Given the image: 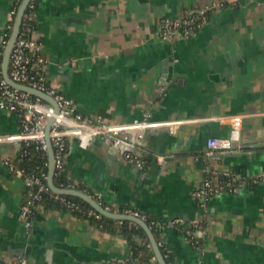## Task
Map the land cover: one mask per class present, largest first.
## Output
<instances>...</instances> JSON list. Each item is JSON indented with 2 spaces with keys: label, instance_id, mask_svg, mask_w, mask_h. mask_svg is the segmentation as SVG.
<instances>
[{
  "label": "crops",
  "instance_id": "obj_1",
  "mask_svg": "<svg viewBox=\"0 0 264 264\" xmlns=\"http://www.w3.org/2000/svg\"><path fill=\"white\" fill-rule=\"evenodd\" d=\"M15 1L0 0V46ZM195 9L208 14L198 32L162 37L166 19ZM30 36L49 83L83 115L148 121L144 167L99 135L84 143L69 137L73 182L100 193L113 211L131 207L163 221L173 264H264V182L196 196L207 174L249 179L264 170V0H40ZM233 114L242 116L234 153H209L207 138L228 135ZM19 130L18 114L0 107V135ZM20 144L0 140V264H19L20 255L28 264H142L124 235L64 207L36 204L28 226L25 179L6 163ZM175 217L201 220L199 244L186 222L170 223Z\"/></svg>",
  "mask_w": 264,
  "mask_h": 264
},
{
  "label": "built area",
  "instance_id": "obj_2",
  "mask_svg": "<svg viewBox=\"0 0 264 264\" xmlns=\"http://www.w3.org/2000/svg\"><path fill=\"white\" fill-rule=\"evenodd\" d=\"M36 1L29 0L28 5L31 8H35ZM17 11L18 8L13 7L12 13L17 15ZM24 16L27 18V21L34 19L33 15H26L25 12L23 14ZM207 17L206 9H195L182 16L168 18L163 22L161 35L165 39L172 37L174 34L181 36L193 35L205 25ZM27 23L25 24L27 25ZM8 26H11V23ZM8 39L3 40L4 49ZM44 64L45 58L40 52L39 43L30 35L27 36L19 31L10 57L8 69L10 77L18 82L28 84L52 95L58 103L59 110L56 111L52 102L11 85L0 70V107L20 115L19 133L16 135H0V140L19 139L21 142L26 143L36 141L41 149L48 152L46 128L49 119L54 117L49 131L50 141L54 150V175L60 173L65 168L69 151L68 138L71 136L79 137L84 143L91 137L99 135L109 144L120 147L129 163L138 167H144L146 159L139 152V149L142 146L144 137L142 127L148 121L146 119H135L130 123H111L104 121L100 117L83 115L74 107L72 99L49 83L45 74ZM230 123L231 129L228 135L209 136L207 138L206 144L209 153L215 151L225 152L234 149L235 144L241 138L242 116L240 114L230 115ZM133 128H138L134 134L131 132ZM156 158L159 162L163 163L166 161L167 156L164 154H156ZM6 163L15 172L23 175L26 185L32 188L31 197L21 207V216L28 226L33 225L34 207L41 201L44 193H49L51 196L60 199L64 203L65 208L70 211H76L82 208V205L74 199L67 197L66 194L53 190L48 183L47 173H26L24 169L15 167L10 159H7ZM214 174H207L204 178L202 186L196 191L197 197L207 199L214 194L224 191L238 192L246 182H264V170L250 176L249 179H245V177H241L230 171L221 172L220 174L223 175V178H219V174ZM58 186L76 188L75 182L70 183L68 186ZM90 195L102 203L105 208L112 209L109 204L103 203L100 193ZM122 212L134 214L143 219L147 217L145 213L131 207L125 208ZM88 214L100 217L102 213L98 210L88 209ZM184 222L186 221L182 217H175L170 220V223L180 224ZM187 223L196 227L194 231L187 229L186 232L195 238L193 243L199 244V231L202 228L201 220L192 219L187 221ZM153 257L156 258V256ZM139 262L142 264H155V262H151L150 260ZM19 264L28 263L21 256Z\"/></svg>",
  "mask_w": 264,
  "mask_h": 264
},
{
  "label": "trees",
  "instance_id": "obj_3",
  "mask_svg": "<svg viewBox=\"0 0 264 264\" xmlns=\"http://www.w3.org/2000/svg\"><path fill=\"white\" fill-rule=\"evenodd\" d=\"M39 1L40 0L36 1L35 8H31L30 5H27L25 9L26 15L27 14L33 15L34 17L33 20L27 21L26 20L27 18L24 16L21 22L20 31L21 33L23 32V34L27 36L30 35V32L36 26V12L38 9ZM21 2L22 0H16L14 7L19 8ZM15 18L16 17L13 16L10 22L11 26L6 27L4 39H8L10 37L14 23H15ZM26 22H28L27 25L25 24ZM3 53H4V46L2 43L0 46V70L1 72H3L2 71ZM18 117L20 120L19 114H18ZM9 159L13 162L15 167L24 169L26 173L41 174L44 172L49 175V154L48 152L41 149L38 146V143L36 141H30L29 143L21 142L17 154L14 157L9 158ZM219 176H220L219 178H223L222 174H219ZM54 182L57 185L68 186L73 181L72 179L68 177L67 171L64 168L63 171L54 175ZM75 187L81 190H84L89 194H94L91 190L85 189L78 183H75ZM31 190L32 188L25 184L23 204L26 203L27 200L31 197ZM66 196L71 199H74L80 205H82V208L80 210H76L72 212L91 218L92 220L100 224L103 228L107 229L109 232H112V233L118 232L124 235L128 239L129 243L131 244V247L133 250V256L138 261H148L151 257L155 256V252H154L152 243L150 241L149 235L146 229L142 225L130 219H125V218L118 219V218L110 217L104 214H101L100 217H96L95 215H89L88 209H93L95 211L97 210L88 201L84 200L83 198L77 195H73V194H66ZM38 203H42L46 208H61V207L65 208L64 203L60 199L54 196H51L49 193H44L41 201ZM103 203L106 204L105 202ZM35 214H36V209L34 207L33 218ZM145 220L150 226V228L152 229L157 241L161 242L162 239H161L160 233L163 230L162 224L164 222L156 219L152 215H147ZM185 225H186L185 226L186 230L190 229L191 231H194L196 229L195 226L187 222L185 223ZM136 235L143 237L144 241H138L135 237ZM189 237L192 240V242L195 241V238H193L190 234H189ZM200 239L201 238H199V242H201ZM160 247H161V250L163 252V255L167 263L173 264L172 257L168 253L165 245L162 242L160 243ZM155 264H159L158 260L155 261Z\"/></svg>",
  "mask_w": 264,
  "mask_h": 264
},
{
  "label": "water",
  "instance_id": "obj_4",
  "mask_svg": "<svg viewBox=\"0 0 264 264\" xmlns=\"http://www.w3.org/2000/svg\"><path fill=\"white\" fill-rule=\"evenodd\" d=\"M28 3H29V0H22L20 6L18 8L17 15L15 18V23H14L11 35L8 39V42L5 46L4 53H3V60H2L3 76L11 85L16 86L20 89L29 91L30 93H32L34 95L40 96V97L52 102L56 108V111H58L59 110L58 103L52 95L46 93L43 90H40V89L35 88L33 86H30L28 84L18 82L16 80L12 79L8 73L12 49H13L14 43L18 37L22 17H23V14L25 12V9H26ZM53 119H54V117H51L49 119L48 124H47V128H46L47 142H48V154H49L48 183H49L50 187L59 193L73 194V195H77V196L83 198L84 200L88 201L96 210H98L99 212H101L104 215L114 217V218H120V219H123V218L130 219V220H133V221L139 223L140 225H142L146 229V231L149 235L150 241L152 243V246H153V249L155 252V256H156L159 264H168L164 255H163V252L161 250L159 242L157 241L152 229L150 228V226L148 225V223L146 222L145 219L141 218L140 216L134 215V214L120 212V211H113V210L107 209L104 207V205L102 203L98 202L93 196H91L86 191L81 190L79 188H74V187H61V186H58L54 182V150H53V147H52V144L50 141V137H49L50 126H51ZM258 146H264V141L263 142L259 141ZM232 153H234V151L229 150V151H225V152H219L217 155H218V157H220V156H224V155H230ZM20 256H23V255H20Z\"/></svg>",
  "mask_w": 264,
  "mask_h": 264
}]
</instances>
